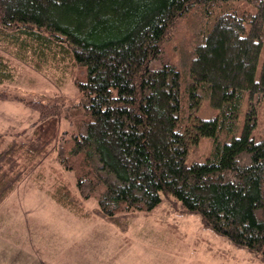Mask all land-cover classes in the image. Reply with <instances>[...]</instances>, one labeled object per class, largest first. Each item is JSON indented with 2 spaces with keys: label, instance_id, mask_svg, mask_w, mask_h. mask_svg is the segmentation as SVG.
<instances>
[{
  "label": "trees",
  "instance_id": "1",
  "mask_svg": "<svg viewBox=\"0 0 264 264\" xmlns=\"http://www.w3.org/2000/svg\"><path fill=\"white\" fill-rule=\"evenodd\" d=\"M169 37L179 59L153 67ZM0 44L77 72L83 112L61 131L58 104L24 100L28 128L0 131V206L30 175L117 226L167 200L264 262V0H0ZM12 77L0 51V85Z\"/></svg>",
  "mask_w": 264,
  "mask_h": 264
},
{
  "label": "rangeland",
  "instance_id": "2",
  "mask_svg": "<svg viewBox=\"0 0 264 264\" xmlns=\"http://www.w3.org/2000/svg\"><path fill=\"white\" fill-rule=\"evenodd\" d=\"M176 30L184 34V23L179 22ZM174 45L169 37L153 67L161 62L176 64L179 56L171 49ZM0 51L13 73L10 81L0 85L8 98L0 101V131L14 135L28 128L36 115L26 100L58 104L59 129H74L69 121L78 124L83 113L75 86L77 72L53 63L39 69L31 53L17 59V49L8 45L0 44ZM203 105L200 114L204 115ZM258 117L255 132L260 136L264 107ZM210 150V140L201 139L189 150L187 164L204 160ZM35 178L25 177L0 206V264H264L247 249L204 228L198 215L171 208L167 200L148 212L120 216L117 226L94 212L85 219L72 215L46 195L50 180ZM95 206L94 201L87 204L88 210ZM4 224L9 232H4Z\"/></svg>",
  "mask_w": 264,
  "mask_h": 264
}]
</instances>
